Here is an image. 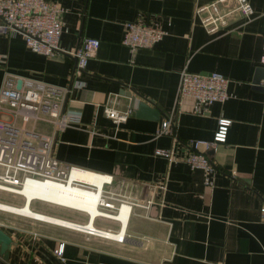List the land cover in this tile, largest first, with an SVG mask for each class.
Here are the masks:
<instances>
[{"label": "crops", "instance_id": "0c3cea01", "mask_svg": "<svg viewBox=\"0 0 264 264\" xmlns=\"http://www.w3.org/2000/svg\"><path fill=\"white\" fill-rule=\"evenodd\" d=\"M50 1L62 9V49L85 37L99 39V47L84 74L72 79V58L44 57L28 49L20 34L0 33V93L6 78L16 87L28 78L70 90L63 110L79 114L80 125L54 136L53 155L61 165L88 174L90 185L75 184L92 192L39 182L19 191L61 202L28 197L31 212L77 224L91 221L99 230L123 234L124 240L1 212L0 229L12 245L6 259L0 254V264H264V0H249L250 19L234 14L226 31L211 34L195 10L213 0ZM232 5V0L227 3ZM138 15L158 22L166 34L152 48L131 54L121 42L123 23ZM184 67L226 77L229 98L200 115L193 113L191 98L174 107ZM109 99L116 109L134 112L146 103L157 117L133 113L115 126L102 110ZM165 119L173 123L174 136L158 135ZM220 119L230 125L225 142L208 152L217 172L213 185L205 186L203 173L191 170L183 158L190 142L213 140ZM9 120L0 112V121ZM35 130L53 137L48 123H38ZM169 149L177 157L174 163L155 154ZM105 176L111 183L102 186ZM101 195L124 202L118 221L95 216ZM17 197L24 206L25 198ZM58 244L64 245L61 257L53 254Z\"/></svg>", "mask_w": 264, "mask_h": 264}, {"label": "built area", "instance_id": "2783aa9c", "mask_svg": "<svg viewBox=\"0 0 264 264\" xmlns=\"http://www.w3.org/2000/svg\"><path fill=\"white\" fill-rule=\"evenodd\" d=\"M229 1L231 0H213L196 8L195 15L208 33L226 31L229 19L234 14H242L246 19H250L253 15L254 10L249 0H232L233 5L227 7ZM61 13L62 9L50 0H0V33L20 34L28 49L44 57L67 55L75 61L71 78H78L84 74L88 61L93 57L100 41L97 38L85 37L77 45L62 49L59 46V40L65 28L60 18ZM165 34L166 32L158 22L138 15L135 19L123 23L121 42L133 54L140 48H152ZM262 48L264 50V35ZM1 63L3 58L0 55ZM260 63L264 65V54ZM228 84L229 80L219 73L195 74L184 67L179 73L174 107L177 108L183 98H191L193 113L200 115L209 106L224 103L229 98ZM261 85L264 87V83ZM69 91L66 88H58L28 78L23 79L20 88H17L14 79H5L0 93V112L8 115L10 120L0 121V192L25 198L19 190L30 182L68 184L69 173L73 169L61 165L55 159L53 150L55 135L67 128L80 125L79 114L63 110V103ZM115 104L114 99H109L103 104L102 110L106 118L115 126H119L133 115L134 109L129 107L118 110ZM42 122L52 126L53 137L44 138L36 132V125ZM217 124L213 140L190 142L189 149L183 158L191 170H200L203 173L205 186L213 185V176L217 172L208 152L225 142L230 121L220 119ZM161 128L158 135L174 136V126L170 119H165ZM155 154L167 159L170 163L177 160L173 149L158 150ZM106 178L108 180H105L102 186L111 183V178ZM108 197L110 196H100L97 204L99 213L95 216L118 221L117 218L125 204L122 200L110 197L112 201L118 202L115 206L114 203L109 202ZM149 204L150 202L144 207L149 208ZM4 205L9 206L11 210L0 208V212L26 217L13 212L17 211L15 208L21 207ZM104 210H108L109 213H105ZM260 212L264 218V204ZM31 219L87 236L119 243L124 240L123 234L99 230L93 227L91 221L87 224H77L59 219L56 222ZM63 248V244L56 245L53 254L61 257Z\"/></svg>", "mask_w": 264, "mask_h": 264}, {"label": "rangeland", "instance_id": "374dc122", "mask_svg": "<svg viewBox=\"0 0 264 264\" xmlns=\"http://www.w3.org/2000/svg\"><path fill=\"white\" fill-rule=\"evenodd\" d=\"M39 183L40 184H46V185L50 184L52 186L56 184V183H52V182H39ZM56 185H60L59 186L60 190H62V188H64V187L65 188H73V189H81V190H84V191L88 190V189H84V188H78V187H75V186H72V185H69V184H65V185L56 184ZM25 186L23 188H21V189H24ZM46 187H49V186H46ZM87 192L91 193L92 191H87ZM24 193H25V195L21 194L22 196L25 197V201H26V204L23 206V199L22 198L14 196V195H11V194L0 192V203H3V204H0V208L3 209V210H11V209L8 208L9 206H6L4 204L12 205V206H15V207H21V208H15V209H17V211H14V212H16L18 214L25 215L26 217H29V218H35V219H38V220H45V221H51V222H54V220H57L55 218H51V217H48V216H44L42 214H36L34 212H31V210L29 208V204H30L31 201L28 199V197L29 198H35L34 200H41L43 202H47V203H51V204H55V205L61 203V202L58 201V199H56L54 197L45 198L43 196L37 195L36 193H34V194H29L27 192H24ZM51 198H53V199H51ZM35 204H36L35 205V207H36L35 209L36 210L43 211L41 203H35ZM28 208H29V210H28ZM0 215H3V213L0 212Z\"/></svg>", "mask_w": 264, "mask_h": 264}, {"label": "water", "instance_id": "95a60500", "mask_svg": "<svg viewBox=\"0 0 264 264\" xmlns=\"http://www.w3.org/2000/svg\"><path fill=\"white\" fill-rule=\"evenodd\" d=\"M258 85H260V81L258 82ZM17 88H20V84ZM157 114L158 112L155 109H152L146 103H140L134 112V115L141 117H150L152 119H155L157 117ZM11 245V239L0 229V254L4 256L5 259L8 256V251L10 250Z\"/></svg>", "mask_w": 264, "mask_h": 264}, {"label": "bare ground", "instance_id": "6f19581e", "mask_svg": "<svg viewBox=\"0 0 264 264\" xmlns=\"http://www.w3.org/2000/svg\"><path fill=\"white\" fill-rule=\"evenodd\" d=\"M75 183H83V184H85V185H90V177H89V175L88 174H86V173H82V172H77V170H75V169H73L72 171H70V173H69V177H68V184L69 185H72V186H75V187H78V188H80L79 186H77ZM75 184V185H74ZM65 185V184H64ZM19 193L20 194H23V195H25V193L24 192H22V191H19ZM84 195V194H83ZM82 195V196H83ZM82 196H81V198H82ZM85 196V195H84ZM89 198V197H88ZM82 199H84V198H82ZM86 200V199H85ZM88 202H89V199H88ZM83 203V202H82ZM81 203V204H82ZM85 205V204H84ZM79 207H82V206H79ZM83 208V207H82ZM86 209V208H85ZM88 209H90V208H88ZM91 210V209H90ZM14 212V211H13ZM120 214H121V212H120ZM120 216V215H119ZM118 216V217H119ZM121 219V218H120ZM118 220V219H117ZM122 220V219H121ZM56 221H58V220H54V222H56Z\"/></svg>", "mask_w": 264, "mask_h": 264}]
</instances>
